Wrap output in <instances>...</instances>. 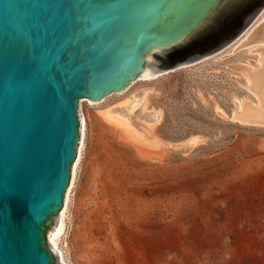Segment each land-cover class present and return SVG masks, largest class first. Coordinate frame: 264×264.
<instances>
[{"label": "rangeland", "instance_id": "1", "mask_svg": "<svg viewBox=\"0 0 264 264\" xmlns=\"http://www.w3.org/2000/svg\"><path fill=\"white\" fill-rule=\"evenodd\" d=\"M263 9L219 49L82 103L85 143L59 243L66 264H264V125L228 120L233 100L255 98L225 75L242 80L225 65L256 63L252 44L234 51L235 41Z\"/></svg>", "mask_w": 264, "mask_h": 264}, {"label": "water", "instance_id": "2", "mask_svg": "<svg viewBox=\"0 0 264 264\" xmlns=\"http://www.w3.org/2000/svg\"><path fill=\"white\" fill-rule=\"evenodd\" d=\"M264 0H0V264H58L48 241L80 139L79 100L124 89L232 40ZM264 42V18L234 49ZM233 51V52H234ZM228 64L258 101L228 119L264 125V49ZM219 72V71H212ZM222 73V72H220Z\"/></svg>", "mask_w": 264, "mask_h": 264}, {"label": "bare ground", "instance_id": "3", "mask_svg": "<svg viewBox=\"0 0 264 264\" xmlns=\"http://www.w3.org/2000/svg\"><path fill=\"white\" fill-rule=\"evenodd\" d=\"M259 16H260L261 20L264 18V9H263L262 14L259 15ZM254 24H252L251 27H249L247 29V31H245L243 33V35L238 38L237 41H235V43L238 42V41H240V43H241V41H243L251 33V31L258 25L257 24L255 26ZM248 48L250 50L264 49V42L254 43V44L251 45V47H248ZM257 59H258V54H257ZM257 59H256V62H257ZM167 72H164V73H167ZM164 73H159V71H152V70H142V72L138 75L136 80H133L132 82H130L124 89H122V90H120L118 92H113V93L114 94L115 93L116 94H121V93L125 92L126 90H128L137 81H151V80H155V79L159 78L160 76H162ZM241 78H242L243 83L245 85H248V81L243 75L241 76ZM113 93H111V94H113ZM111 94H108V95H111ZM108 95H106V96H108ZM106 96H104L102 99L97 100L96 102H93V103H89L88 99H85V98H82V99L79 100L78 114H79V119H80V139H79L78 145H77V156H76V159L74 160V162L71 165L70 182H69V186L67 187L65 195H64L63 207L59 211V213L57 214V223H56L55 229L53 231H50L48 233V236H47L48 241H49V243H50V245H51V247L53 249V252H54V255H55V258H56L58 264H66V261L64 259L63 253H62V251L60 249L59 243H60V238H61L62 234L64 233L65 219H66V214H67V210L69 208L68 206H69V202H70V194L72 192V188H73L74 183H75L77 169H78V165L80 163V160L82 158V153H83V148H84V143H85L86 119H85V116H84V114L82 113V111L80 109L81 108L80 106L82 105L83 102H86V103H88L90 105H97V104L101 103L105 99ZM240 100H247L250 103H252L255 107L258 106V101H257L256 98L254 100H251V99H248V98L236 99V101H240ZM236 101L233 100V102L235 104L234 106L236 107L237 110H239V105L237 104ZM125 102H127V101H125ZM139 103H140V99H138L136 96H134V98L132 100H130V107L132 109H134V108H136L139 105ZM220 109L222 110V112L226 116V113L224 112V110L221 107H220ZM214 110H215V108H214ZM232 112H233V110H232ZM101 115L103 116V118L105 120H107V122L109 121V122H112L114 124H117L120 127H122L127 133L130 132V123H129V120L125 116H122V115H120L118 113L110 112L107 109L103 110L101 112Z\"/></svg>", "mask_w": 264, "mask_h": 264}]
</instances>
